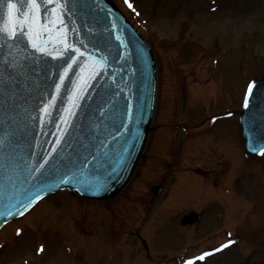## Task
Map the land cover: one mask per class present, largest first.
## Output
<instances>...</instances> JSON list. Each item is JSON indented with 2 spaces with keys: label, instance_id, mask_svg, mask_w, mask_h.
I'll list each match as a JSON object with an SVG mask.
<instances>
[{
  "label": "rangeland",
  "instance_id": "374dc122",
  "mask_svg": "<svg viewBox=\"0 0 264 264\" xmlns=\"http://www.w3.org/2000/svg\"><path fill=\"white\" fill-rule=\"evenodd\" d=\"M134 1L139 12L125 9L128 18L155 46L153 30L164 36L156 51L153 130L137 171L107 204L84 203L70 192L44 200L1 232L0 264H148L146 257L180 264L192 256L195 264L230 257L264 264V155L248 157L242 141L240 148L235 118H212L239 110L246 84L264 74V0H186L177 13L185 0ZM153 184L162 191L152 201ZM191 210L200 220L182 227L177 216ZM41 230L48 236L38 255ZM228 239L242 247L198 259Z\"/></svg>",
  "mask_w": 264,
  "mask_h": 264
},
{
  "label": "water",
  "instance_id": "95a60500",
  "mask_svg": "<svg viewBox=\"0 0 264 264\" xmlns=\"http://www.w3.org/2000/svg\"><path fill=\"white\" fill-rule=\"evenodd\" d=\"M54 8L60 11L56 4L42 6L37 13V18L33 21V28L39 32L37 43L46 39L45 28L49 34L56 33L65 28L68 22L81 16H91L93 30L100 18V13L103 20L107 16L106 12L111 13L114 21L122 29L126 27L129 30V32L125 31L122 37L113 34L114 47L111 48L107 45L105 47L109 54L108 64L112 65V69L123 77H127L128 72L122 62L125 61L127 55L132 56L133 62L129 76L132 79L133 93L115 86L98 70L78 69L80 65L88 64L97 58L98 53L103 50L102 43H83L78 56L75 54V50H67L63 62H58L55 55H51L43 62L30 63L29 59L36 57L37 49L32 47L29 37L20 36L18 40L9 39L11 46L16 45L17 47V52L13 51V56L17 61H13L21 70L24 80L40 82L35 77L30 79L28 73L42 69L39 79L44 80L41 86L47 88L48 92L39 95L46 96L47 102L54 112L51 116L42 115V119L36 112L29 110L25 124L18 125L11 130L16 129L17 135L28 137L27 140L31 147L27 156L22 155L20 147L9 142L15 138L14 132L11 134L7 131L0 132V158L11 159L9 162H5L0 175L3 178L7 177L12 170L11 164L17 160L16 166L24 170L29 167L28 158L32 161L31 167L40 164L51 165L53 161L48 160V155H44L42 146L50 143L51 146L57 148L60 144L58 152H61L70 140V134L74 136L71 133L72 127L80 126L90 131L99 127L111 126L108 134H117L111 137L106 144L103 140L98 142L99 146L89 144L83 159L73 160L67 168H62L59 173H54V175L52 171L46 173L47 177L33 180L30 187L43 191L50 190L55 185L74 186L85 197L114 196L130 177L144 146L151 119L154 90L152 56L147 45L128 28L129 26L110 0H69L67 10L71 15H65L62 18L66 23H61L57 12L51 11ZM0 18L8 19L6 0L4 4L0 5ZM24 28L27 31L28 25L25 24ZM17 35L20 34L17 33ZM94 39L96 42L97 39ZM56 71L60 72L58 78L54 76ZM49 81L55 87L51 93H49ZM30 84L33 85V83ZM29 92L28 87L25 92L24 90L20 92V99L23 98L21 102L27 107H30ZM253 93V96H247L249 106L244 107L242 113L244 131H246L248 145L251 149L254 147L255 140L264 143V100H261V96H264V80L254 85ZM94 95H97L100 102ZM104 100L118 105L117 117L112 119L105 117L99 107V103ZM122 132H124L123 135H120ZM67 148L69 149V146ZM34 172H36L35 169L26 173ZM96 185L102 187H92ZM10 195V199L3 197L6 206L2 205L3 201L0 198V223L11 216H8L10 211L14 215L24 207V200L18 201L17 194H13V197L12 194ZM19 204L21 205L19 206Z\"/></svg>",
  "mask_w": 264,
  "mask_h": 264
},
{
  "label": "snow or ice",
  "instance_id": "6c2138e0",
  "mask_svg": "<svg viewBox=\"0 0 264 264\" xmlns=\"http://www.w3.org/2000/svg\"><path fill=\"white\" fill-rule=\"evenodd\" d=\"M8 6V19L4 20L0 18V47L3 46V43H6L8 39L18 40L20 36H28L31 40L32 47L41 52H44L45 49L40 43H37V38L39 32L33 28V21L37 18V13L42 6L56 4L60 11L57 13V16L61 18V23H66L62 18L65 15H71L67 10V5L69 0H6ZM128 2V0H126ZM5 0H0V5L4 4ZM19 3V6H18ZM129 6L132 5L129 3ZM45 10H47L45 8ZM52 12H56V9H51ZM27 24L28 28L25 31L24 25ZM17 33L20 35L18 36ZM71 47V46H69ZM78 51V50H77ZM254 85L250 84L248 86V97L253 96ZM248 97L245 98L244 107L249 106ZM253 150H258L261 155H264V144L260 145L258 148ZM92 187H102L101 185H96ZM235 241H229V244L234 243ZM228 247V244L222 245L221 248ZM41 251H43V246H41ZM220 249H217L219 251ZM211 253H204L198 259L203 260L205 256L210 255ZM187 264H193L192 261H188Z\"/></svg>",
  "mask_w": 264,
  "mask_h": 264
}]
</instances>
